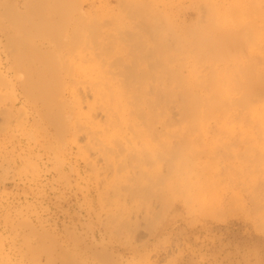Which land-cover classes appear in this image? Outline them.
Here are the masks:
<instances>
[{
	"label": "rangeland",
	"instance_id": "obj_1",
	"mask_svg": "<svg viewBox=\"0 0 264 264\" xmlns=\"http://www.w3.org/2000/svg\"><path fill=\"white\" fill-rule=\"evenodd\" d=\"M247 1L0 0V264H264V127L237 108L264 58L194 54ZM206 83L235 111L183 118ZM152 89L172 91L136 117Z\"/></svg>",
	"mask_w": 264,
	"mask_h": 264
},
{
	"label": "bare ground",
	"instance_id": "obj_2",
	"mask_svg": "<svg viewBox=\"0 0 264 264\" xmlns=\"http://www.w3.org/2000/svg\"><path fill=\"white\" fill-rule=\"evenodd\" d=\"M215 1V0H214ZM245 1H247V0H245ZM254 0H251V4H252V2H253ZM256 1V0H255ZM255 1H254V5L257 3H255ZM259 3L261 2V1H258ZM250 3V2H249ZM248 3V1H247V5L249 4ZM218 4V3H217ZM262 4H264V3H262ZM211 5H213V3L211 4ZM259 4H256L255 6L256 7H254L255 9H257V11H254V12H256V14L257 13H259V10H261V12H263L262 14H264V7L263 8H261L260 6H258ZM236 5L233 3V7H235ZM261 6H263V5H261ZM214 7V6H213ZM211 8H212V6H211ZM237 8V7H236ZM247 8H248V6H247ZM157 9V6H156V8H155V10ZM213 9V8H212ZM211 9V12L213 11V10H215V9H213L212 10ZM218 9V8H217ZM263 9V10H262ZM156 11H158V10H156ZM247 12H245V14L246 15H249L251 18H253L252 20H256L258 17H260V19L258 18V20L259 21H262V23L263 24H261V25H257L258 24V22H257V20L256 21H252L251 19V21H249L248 19H244V20H248V22H250L249 24H244V23H242V24H239L238 22L236 23L235 21H236V19L235 20H233L234 22H235V27H236V31H234L233 29H231V28H228V22H229V19H227V18H225V22H222V23H219V25H217L219 28H213V29H218L219 31L220 30H222V31H218V35L217 34H215L216 36V38H217V42H218V47L219 48H221V47H223V46H225V50H219L218 48H213V46L211 45V43L213 42V39H211L210 38V36L207 34V36H208V38H206V37H203V35H202V37L203 38H205V39H203L201 36V38L200 37H198L199 35H200V33H207V30H209V28H211V27H205L206 29H205V32L203 31L204 29H202V31L203 32H198L199 34H198V36L197 35H195L196 36V39H198V40H200L201 41V39H202V41H204L205 42V44L207 45V47H208V49H206V48H204L205 50H206V52H204V50H203V54L201 53V51H199L198 53L197 52H195L194 54L195 55H200L199 57H200V59H202V57H204L203 59H205V57H206V59H210L209 57L207 58V55L208 56H211L212 57V54L214 53V55L216 56H220L222 53H224V54H226V55H228V57H226V58H228L227 60H234V61H236L235 59H238L239 60V58L240 57H242V56H244L245 55V53H246V51L247 50H249V51H251V50H253V49H255V48H259L260 50H261V56H260V58H261V60L264 58V54L262 53V52H264V33L263 34H261L260 36H258L257 37V33L255 32L256 31V28L257 29H259V30H261V29H264V19H263V16L264 15H262V19H261V16H259V15H257L256 16V19H255V17H254V12L252 11V9H251V5L249 6V10H246ZM249 11V12H248ZM252 13H251V12ZM160 13V12H159ZM212 14L214 15V19H215V11H213L212 12ZM211 14V15H212ZM242 15L244 14L243 12L241 13ZM244 14V15H245ZM251 15H253V17L251 16ZM80 16H81V13H80ZM238 16V15H237ZM241 15H239V17H240ZM82 17V16H81ZM86 17V16H85ZM210 17H213V16H210ZM209 17V18H210ZM238 17V18H239ZM245 17V16H244ZM247 17V16H246ZM84 18V17H83ZM82 18V19H83ZM237 18V20H239ZM85 19V18H84ZM166 19V18H165ZM209 21V19L207 20V22L205 23V24H207V23H210V21ZM232 21V22H233ZM240 21H242V20H240ZM255 23V24H252V23ZM184 23L185 22H183V25H184ZM188 23V22H187ZM199 23V22H198ZM214 22H211V24H213ZM190 24H192V23H190ZM200 24V23H199ZM199 24H198V26H199ZM251 24L252 25H254L253 26V28L251 27H249V26H251ZM186 25V24H185ZM189 25V24H188ZM187 26V25H186ZM185 26V27H186ZM193 26V25H192ZM198 26L196 25V23H194V27H197L198 28ZM256 26V27H255ZM203 27H204V24H203ZM212 27H214V26H212ZM201 28H202V23H201V25H200V27L198 28V30L200 31L201 30ZM255 28V29H254ZM182 29V28H181ZM194 29V28H193ZM242 29H245V30H242ZM246 29H249V32H252V34L251 33H249V34H251L250 35V39H248L247 38V30ZM251 29L253 30V31H251ZM192 30V29H191ZM210 30H212V28L210 29ZM208 31L209 32V34L212 32V31ZM231 30H233V32L231 31ZM187 31V30H186ZM188 31H190V29L188 30ZM187 31V32H188ZM189 33V32H188ZM190 33H192L193 34V30L190 32ZM196 33V32H195ZM197 34V33H196ZM212 34V33H211ZM256 35V37H254L255 35ZM211 36H214V35H211ZM198 37V38H197ZM188 38V37H187ZM200 38V39H199ZM130 39V38H129ZM131 39H133V38H131ZM134 41V40H133ZM197 44V47H199V45H198V43H196ZM196 44L194 45V43H193V45H194V48L196 47ZM181 46V45H180ZM202 48V47H201ZM200 48V49H201ZM163 49V48H162ZM162 49H160V50H162ZM167 49V48H166ZM196 49V48H195ZM195 49H194V51H195ZM200 49H197V50H200ZM159 50V51H160ZM189 50V49H188ZM196 50V51H197ZM208 50V51H207ZM159 53V52H158ZM162 53H163V51H162ZM197 53V54H196ZM171 54V53H170ZM169 54V57L171 58V56H173V55H170ZM204 54H206V55H204ZM204 55V56H203ZM168 56V55H167ZM197 56V58L199 59V57ZM258 56V55H257ZM257 56H256V58H253L254 60H256L257 59ZM169 57H168V59H169ZM174 57V56H173ZM191 57V56H190ZM254 57V56H253ZM259 57V56H258ZM245 58V57H244ZM250 58H251V56H250ZM249 58V59H250ZM195 59H196V56H195ZM171 60H173V58H171ZM237 60V61H238ZM245 60V59H244ZM248 60V59H247ZM250 60H252V59H250ZM258 60V59H257ZM263 61V60H262ZM254 62H256V61H254ZM254 62H253V64H254ZM257 62H259V61H257ZM256 62V63H257ZM261 62V61H260ZM260 62L259 63H257V65H259L260 64ZM263 63V62H262ZM137 65V64H136ZM135 65V66H136ZM256 65V64H255ZM130 66V65H129ZM239 67H243V66H241V64L238 66V68ZM251 67V63H249V64H245V67H243V69L246 71L245 73H244V70L242 69V68H239V70H236V69H234V70H236V71H234V75L233 76H235L236 75V77H237V74H239V72L241 73V74H245V75H239L240 77H242V81H243V76H245V78H246V81H244V83H242V84H244L243 85V87H245V89H243V91H242V94H244V96H245V98L243 99V100H241V98H239V100H238V105H240V106H238L237 108L238 109H246L247 110V113H249L252 117H250V118H245V121H247V122H250L252 125H253V130H252V133L253 134H256V133H259V130H256V127H258V126H260V125H262V127H264V114H263V116H261V114H262V112L264 111H261V108H260V106H261V104L258 102L259 100H260V98L262 97V96H264V77H262V78H255V76L256 75H254V74H251V72L249 73V72H247V70H248V68H250ZM247 69V70H246ZM252 69V68H251ZM241 70V71H240ZM254 70V69H253ZM260 70V69H259ZM250 71V70H249ZM235 72H237V74H235ZM259 72V71H258ZM254 73V72H253ZM258 75H260V72H259V74ZM211 76H214L215 78H216V81L218 80V79H220L221 78V76H220V74L217 72V70H212L211 71ZM218 76V77H217ZM262 76H263V74H262ZM258 77V76H257ZM174 78H176V76L174 77ZM255 78V79H254ZM5 80V77H4V75H3V72H2V70H1V68H0V80ZM177 79H179V80H181V78H179V76L177 77ZM175 80V79H174ZM207 80H208V78H207ZM178 81V80H177ZM237 81H239L238 79H237ZM180 82H182V80L180 81ZM131 83V82H130ZM128 84V86L129 85H131V84ZM238 84H239V82H237ZM177 84V83H176ZM210 83H206V86H207V88L205 87V89H206V91L207 92H209L211 95H210V97L207 99V100H205V99H200V98H197L196 96H194L193 98H186L185 99V101H184V103H183V106H182V112H181V115H182V117L183 118H185V119H193V120H195L194 122H196V123H199L200 121H207V120H209L210 118H211V116H213L215 113H221L223 116H224V118L225 117H227V116H229V115H231L232 113H231V111H235L234 109H233V107H229L222 99H221V96L218 94L219 93V90L221 89L220 87H218V86H216V85H213V84H210ZM246 84V85H245ZM177 85H180V84H177ZM202 85H205L204 83L202 84ZM240 85V84H239ZM122 86H124V85H122ZM132 86V88L134 87L133 85H131ZM131 86H129V87H131ZM144 86V85H143ZM141 87H142V85H141ZM242 87V88H243ZM109 87H107V89H108ZM135 88V87H134ZM139 88V87H138ZM241 88V89H242ZM55 89V88H54ZM142 89V88H141ZM127 90H128V87H127ZM126 90V91H127ZM144 90V89H143ZM227 90H229V89H227ZM231 90V89H230ZM125 91V92H126ZM139 91V90H138ZM142 91V90H141ZM156 91V90H155ZM160 91V90H159ZM157 91L156 93L155 92H153V89L151 90V92L153 93V95L151 96V94L147 91H145V94H143L144 92L142 91V93L138 96V99H137V97H136V92L134 93V92H131V95H130V97L132 98V104L136 107V112H132L134 115H136V117H141V115L143 114V112H144V117H147V118H150V120L151 119H153L154 118V114H153V108L154 107H156V106H158L159 105V103H157V96L156 95H158V93H160V92H162V91ZM170 91V90H169ZM167 92V90H164V92H162L163 94H167V93H171V91L170 92ZM45 92V91H44ZM124 92V93H125ZM140 92V91H139ZM94 94V93H93ZM112 95V94H111ZM94 97H96V95H94ZM129 97V98H130ZM248 99H250V102L248 103ZM79 100H80V97H79ZM204 105H206V107H204L203 108V106ZM145 107H147V108H145ZM97 108H102V110L104 109L107 113L106 114H108V108L106 107V106H98ZM97 108H95V110L97 109ZM127 110H129L130 109V106L129 107H127L126 108ZM101 110V109H100ZM103 110V111H104ZM97 113V112H96ZM110 113V112H109ZM93 116V115H92ZM108 118V117H107ZM223 118V119H224ZM223 119H221V120H223ZM135 120V119H134ZM149 120V119H148ZM192 120V121H193ZM249 120V121H248ZM94 122V121H93ZM232 123H234L235 121L234 120H232L231 121ZM95 123V122H94ZM261 132L263 131L262 130V128H261V130H260ZM260 132V133H261ZM259 133V134H260ZM92 135V134H91ZM120 145V144H119ZM120 147V146H119ZM121 149V148H120Z\"/></svg>",
	"mask_w": 264,
	"mask_h": 264
}]
</instances>
